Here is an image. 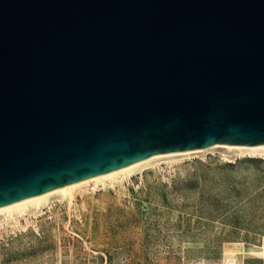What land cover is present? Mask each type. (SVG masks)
I'll return each mask as SVG.
<instances>
[{"label": "water", "instance_id": "water-1", "mask_svg": "<svg viewBox=\"0 0 264 264\" xmlns=\"http://www.w3.org/2000/svg\"><path fill=\"white\" fill-rule=\"evenodd\" d=\"M217 142L264 143V0H0V206Z\"/></svg>", "mask_w": 264, "mask_h": 264}, {"label": "rangeland", "instance_id": "rangeland-1", "mask_svg": "<svg viewBox=\"0 0 264 264\" xmlns=\"http://www.w3.org/2000/svg\"><path fill=\"white\" fill-rule=\"evenodd\" d=\"M0 264H264V157L215 147L54 195L0 225Z\"/></svg>", "mask_w": 264, "mask_h": 264}, {"label": "bare ground", "instance_id": "bare-ground-1", "mask_svg": "<svg viewBox=\"0 0 264 264\" xmlns=\"http://www.w3.org/2000/svg\"><path fill=\"white\" fill-rule=\"evenodd\" d=\"M222 147L229 151H239L241 153H249L253 155H260L264 157V143L258 144H234V143H224L217 142L211 146L203 148H188L183 150H173L168 152H160L152 154L144 159L137 160L125 166L110 170L105 173L93 175L75 182L59 186L45 192L35 194L22 198L20 200L4 204L0 206V225L3 223H21V219H24L27 223L29 221L30 215L36 214L41 207L46 204L49 199L58 195L62 198L68 200L71 203L76 197V191L79 189H84L90 184H97L99 182L105 183L106 180L113 185L117 180L124 179L126 176L132 173L134 169L141 167L142 165L151 162L152 160H157L163 157H174L178 155H188L194 152H202L211 148ZM123 183H121L122 185Z\"/></svg>", "mask_w": 264, "mask_h": 264}]
</instances>
